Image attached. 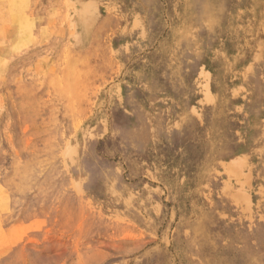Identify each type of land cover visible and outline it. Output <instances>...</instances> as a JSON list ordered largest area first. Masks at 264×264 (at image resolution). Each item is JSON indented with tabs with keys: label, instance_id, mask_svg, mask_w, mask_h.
I'll list each match as a JSON object with an SVG mask.
<instances>
[{
	"label": "rangeland",
	"instance_id": "374dc122",
	"mask_svg": "<svg viewBox=\"0 0 264 264\" xmlns=\"http://www.w3.org/2000/svg\"><path fill=\"white\" fill-rule=\"evenodd\" d=\"M0 264H264V0H0Z\"/></svg>",
	"mask_w": 264,
	"mask_h": 264
}]
</instances>
